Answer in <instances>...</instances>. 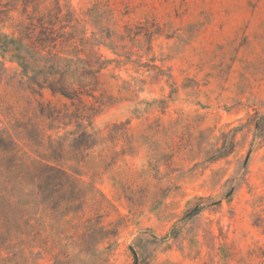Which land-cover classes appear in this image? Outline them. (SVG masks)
<instances>
[{
    "label": "rangeland",
    "instance_id": "1",
    "mask_svg": "<svg viewBox=\"0 0 264 264\" xmlns=\"http://www.w3.org/2000/svg\"><path fill=\"white\" fill-rule=\"evenodd\" d=\"M0 42V189L63 238L26 264H264V0H0ZM43 165L76 194L43 201Z\"/></svg>",
    "mask_w": 264,
    "mask_h": 264
},
{
    "label": "trees",
    "instance_id": "2",
    "mask_svg": "<svg viewBox=\"0 0 264 264\" xmlns=\"http://www.w3.org/2000/svg\"><path fill=\"white\" fill-rule=\"evenodd\" d=\"M0 43L5 47L4 42ZM18 59H20L18 60L20 61L18 65L23 70V76L27 77V88L30 89L31 92L36 93L34 87H37L39 90L48 89L53 96L60 95L70 100L79 99L75 91H70L60 82H51L46 85L47 78L42 83L39 82L38 77L45 76L47 69L50 68L46 66V61L39 58H34L31 62H28V60L23 57ZM39 60V63L43 64L40 68H35L34 64ZM49 61L53 62L54 59L51 57ZM48 111L51 112V110ZM80 126V124H77L78 128H80ZM257 127L258 126H256V130L258 129ZM80 136L84 139H77L73 147L76 150L80 148H90L93 144L90 141V136L85 131H83ZM259 137L263 139L262 134ZM10 142H12L10 136L4 137L3 134L0 133V149H5L7 145H10ZM36 145L39 146L40 143ZM49 148L52 152H56L58 150L60 151L61 145L59 144L57 147L50 145ZM225 149V146H223L220 151ZM35 170L38 180L36 185L37 194L42 197L43 201H50L55 195L64 196L67 193L70 197H73L76 194L74 187L68 191L64 190V185L69 182L70 179L66 172L57 166L43 165L37 167ZM68 200L66 209L70 210L72 206H70L69 203H71L72 198ZM73 201L74 200H72V202ZM51 203L53 204L52 209H57L60 206L58 202ZM30 204H32V202L24 196L22 181L15 182L14 184L6 183L2 186V189H0V251L3 253V255L0 256V264H26V262L30 261L32 258L33 249H43L48 242H52L56 247H62L63 238L60 232L55 231L48 233L44 238V231L39 228L36 229L30 224L31 216L27 212ZM101 231V228H99V232ZM94 235V232L83 234L80 237L82 245L94 241V239H96ZM103 235L107 236L109 232H105ZM132 254L135 258V252L133 250Z\"/></svg>",
    "mask_w": 264,
    "mask_h": 264
}]
</instances>
